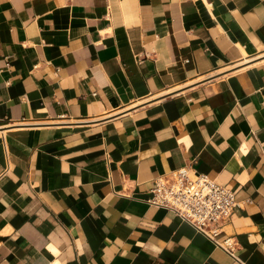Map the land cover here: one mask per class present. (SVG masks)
<instances>
[{
    "label": "crops",
    "instance_id": "crops-1",
    "mask_svg": "<svg viewBox=\"0 0 264 264\" xmlns=\"http://www.w3.org/2000/svg\"><path fill=\"white\" fill-rule=\"evenodd\" d=\"M182 167L234 257L147 203ZM0 264H264V0H0Z\"/></svg>",
    "mask_w": 264,
    "mask_h": 264
},
{
    "label": "built area",
    "instance_id": "built-area-1",
    "mask_svg": "<svg viewBox=\"0 0 264 264\" xmlns=\"http://www.w3.org/2000/svg\"><path fill=\"white\" fill-rule=\"evenodd\" d=\"M146 201L172 211L234 257L235 245L231 239L222 243L215 240L239 204L230 189L203 174L191 176L189 170L182 167L167 176L156 177Z\"/></svg>",
    "mask_w": 264,
    "mask_h": 264
}]
</instances>
